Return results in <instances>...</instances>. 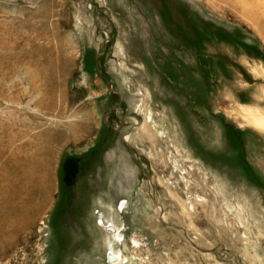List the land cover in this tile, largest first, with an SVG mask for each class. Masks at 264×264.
Masks as SVG:
<instances>
[{"label":"rangeland","instance_id":"1","mask_svg":"<svg viewBox=\"0 0 264 264\" xmlns=\"http://www.w3.org/2000/svg\"><path fill=\"white\" fill-rule=\"evenodd\" d=\"M263 10L0 0V264H264Z\"/></svg>","mask_w":264,"mask_h":264},{"label":"bare ground","instance_id":"2","mask_svg":"<svg viewBox=\"0 0 264 264\" xmlns=\"http://www.w3.org/2000/svg\"><path fill=\"white\" fill-rule=\"evenodd\" d=\"M251 72L256 77L260 76V74L255 70ZM238 115L242 118L245 124H248L256 128L257 130L264 132V109L261 110L258 108H254L248 105L241 104L239 105V108H238ZM135 121L137 122L138 120L135 118ZM150 121H151V117L147 115V117H145V121L141 124V127L139 129V135L141 139L142 138L145 140L147 139L150 143H153L158 138L157 137L155 138L154 136H152L153 134L150 131V126H149ZM104 227L106 231H109L113 235V240H114V243L111 246V251L110 253H108L109 254L107 257L108 263L109 264H120L121 259H122V254L120 250L117 251L115 247L117 248L119 246L118 242H121L122 235L119 233L118 229H114L111 226H104Z\"/></svg>","mask_w":264,"mask_h":264}]
</instances>
